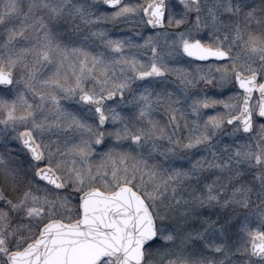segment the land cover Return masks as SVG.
Masks as SVG:
<instances>
[{
  "label": "rangeland",
  "instance_id": "1",
  "mask_svg": "<svg viewBox=\"0 0 264 264\" xmlns=\"http://www.w3.org/2000/svg\"><path fill=\"white\" fill-rule=\"evenodd\" d=\"M101 1L84 0L79 5L77 0H0V70L12 76L8 88L0 87V107L5 108L0 113V138L7 133L16 144L18 166L27 173L35 178V171L46 165L63 184V189L56 190L34 183L11 200L0 189L4 206L0 212V260L23 247L45 222L76 219L77 196L83 190L112 191L122 184L131 186L156 213L157 239L165 241L176 233L171 249L189 255L197 248L187 249L184 242L188 239L180 237L186 231L187 217L178 210L176 217L170 215V202L162 199L163 194L189 193L190 203L198 204L191 208L190 217L198 221V206L215 209L213 204L219 202L218 191H212L211 175L215 173L219 189L229 185L232 213H226L222 202L218 212H212L213 219L205 222L211 226L208 232L215 235L211 238H216L207 242L208 248L222 252L217 257L205 254L203 259L217 262L227 257L232 232L238 234L235 250L246 249L243 264H264V259L254 260L248 253L252 236L264 234V121L254 118L248 134H242L238 124L225 123L237 113L241 99L234 73L255 72L259 80L264 77V0H165L166 25L151 32L142 16L151 0H126L125 6L109 14L122 24L123 33L113 37H102L98 30L108 16L98 7H103ZM26 7H33L27 12L28 21L23 17ZM180 10L184 27L174 29L169 22ZM15 24L19 29L15 30ZM77 26L80 33L85 30L88 34L85 46L71 43L75 36L70 30L76 27L79 31ZM62 33L70 37L64 40ZM90 36L99 38L93 49L87 45ZM196 38L224 49L229 59L203 65L178 63L180 44ZM150 66H158L166 76L144 81L135 78ZM108 92L122 98L105 103L108 128L101 129L93 111L81 105L78 96L99 97ZM164 99L175 110L166 128L158 130L151 122L152 114ZM256 106L253 97V117ZM127 110L147 124L144 131L124 126L121 117ZM119 124L122 136L115 139ZM23 131H29L40 147L39 162L31 161L23 149ZM112 141L128 145H113ZM6 153L0 151V173L3 170L11 178L15 165ZM197 185L203 198L208 195L203 201L197 200ZM175 203L182 201L178 198ZM229 224L232 230H228ZM101 264L113 261L106 259Z\"/></svg>",
  "mask_w": 264,
  "mask_h": 264
},
{
  "label": "water",
  "instance_id": "2",
  "mask_svg": "<svg viewBox=\"0 0 264 264\" xmlns=\"http://www.w3.org/2000/svg\"><path fill=\"white\" fill-rule=\"evenodd\" d=\"M196 1V0H190ZM102 5L114 9L123 0H102ZM165 0H151L142 9L145 23L151 29L164 26ZM181 53L196 62L223 61L228 53L219 48L204 46L198 39L183 42ZM165 72L158 66L137 72V80L163 77ZM234 83L242 92L238 113L226 119V124L238 121L240 131L252 130L250 100L255 91L257 107L255 116L264 120V79L256 84L257 74L243 75L236 71ZM12 82L10 72L0 70V87L7 88ZM121 98V95H118ZM115 98L108 92L103 96L92 97L81 93L78 101L91 106L97 123L103 128L107 118L103 105ZM20 142L33 162L41 160V150L29 131L20 134ZM35 178L49 187L61 190L63 184L57 173L49 166H41L35 171ZM79 217L71 222L51 219L44 223L35 239L19 250L6 253V264H99L103 258L110 257L114 264H144L145 248L157 238V229L152 212L143 199L131 186L122 184L111 192L90 187L77 196ZM249 255L255 260L264 259V234L252 236Z\"/></svg>",
  "mask_w": 264,
  "mask_h": 264
},
{
  "label": "trees",
  "instance_id": "3",
  "mask_svg": "<svg viewBox=\"0 0 264 264\" xmlns=\"http://www.w3.org/2000/svg\"><path fill=\"white\" fill-rule=\"evenodd\" d=\"M79 5H82L84 2V0H77ZM126 0H124L125 2ZM124 2L122 5H124ZM38 4V3H36ZM121 5V6H122ZM125 6V5H124ZM50 7V6H49ZM98 7H100L102 9V11H104L105 13H107V19L102 20L99 24H98V30H102L103 32V36L102 37H113L114 35L117 34H122L123 31L120 30V27H122V24L120 23H116L113 20H111V15H114V12L117 11L119 9L115 8V9H108V8H104L98 5ZM33 9V7H31L30 9L28 7L24 8V14L23 17L25 16V20L28 21V14L27 12H31V10ZM111 14V15H109ZM175 18L179 21V25H182L185 21H184V14L182 13V11L180 10L178 13H175ZM113 21V22H112ZM79 22V19H78ZM16 23V21L14 22ZM170 24V22H169ZM15 27L17 30V28L19 29V26L15 24ZM78 28V26H77ZM10 29V28H9ZM78 30H70L71 34L73 36H75L74 38V42H71L73 44L76 45H84V42L86 43V39L88 34H86V31L83 30L81 33V29L78 28ZM6 29H3L1 31V34L4 35L6 34L7 31ZM105 31L107 32V35H105ZM10 32V30L8 31ZM147 32H151L149 30H147ZM83 35V36H82ZM1 37V36H0ZM62 37L64 38V40L68 39V37H70V35L66 33H62ZM90 38L92 39V41H90L87 45L89 46V48L93 49V46H95L96 44H98V40L99 38H94L93 36H90ZM97 41V42H96ZM65 42V41H64ZM85 46V45H84ZM178 63H184L185 60L180 58L177 60ZM211 64V63H210ZM115 66V64L113 65ZM166 76V75H165ZM161 80V79H160ZM1 89V88H0ZM3 90V89H1ZM170 90V89H169ZM167 97H173V95H167ZM166 98V97H165ZM115 100H120L117 97H115ZM162 100L160 101L162 103V105H159L160 107H158V110L156 112H154L152 115L153 119H152V123L155 125V127H157L158 130H161V128H166V124L168 122V118L171 117L172 114H174V110H175V105L172 106L171 103H168V100ZM10 103V102H9ZM160 103V104H161ZM173 104V102H172ZM9 105V104H8ZM172 106V107H171ZM162 107V108H161ZM5 109V108H4ZM4 109H2L0 107V113L3 114ZM126 112L125 114L122 115L121 119L124 123V126L127 124L129 128L133 129V130H140V131H144V129L147 127V124L144 123L142 120L137 118V115L134 113V111H129ZM3 117V116H2ZM108 128V124L105 125V127L103 129H107ZM120 124L118 125V128L115 129V132H118L119 136L115 137V139H120V137L122 136V131L123 129H121ZM1 134V133H0ZM107 143V141H106ZM113 145H125L124 142H120V143H114V141H112ZM106 145H109V143H107ZM8 151V153H6V157H12V161L13 164L15 165L13 167V176L11 178H7L5 176V172L3 170H1L0 173V189L3 191V193L5 194V196H8V198L14 197L15 194H21L22 192L28 191L29 187L32 186L34 183H40L42 185L45 186L44 183H42L41 181L36 180L30 173H27V170L24 169L21 166H18V160H17V151H16V144L9 140L7 137V133H2V137L0 138V151L1 154L4 153V151ZM23 150V149H22ZM5 156V155H4ZM5 157V158H6ZM28 161V160H27ZM230 177V176H229ZM211 180L213 181V187H212V191H218V203H215L213 205H215V209L214 208H206V209H202V208H198V221H192V218L190 217V210L194 205H198V204H194V203H190L189 201V193L187 194V192H184V195L181 196V194H179V192H176L175 194H168V193H164L163 194V200L165 201H169L170 203L168 204V212L171 214H175V217L177 215V213H175L177 210L178 211H184L183 215L187 217V221L185 224L186 227V231L183 230L180 233V237L183 236L182 239H188L187 242H184V244L186 245V248L188 249L190 246H195L198 250H197L189 255L184 254V252H182L181 254L177 251L175 252L174 249H171L172 243L176 241L175 239V235L176 233L173 234L172 237H170L168 240L162 241L160 239H156L155 241H153L152 243H150L146 248H145V263L144 264H243L244 260L243 258L247 257L246 256V249H242V250H235V245L238 244L237 241V237L238 234L236 233H232L228 235V249L230 250V253L227 257H225L222 261H210L205 257V254H209L210 257L219 255L222 251H219L217 253H215L213 250H211L210 248H208L207 246V242L210 239H216V238H211V236H215L213 232H208V229L211 228L210 224L207 225L205 222L207 221H211L213 219V214L212 212L216 211L218 212L217 208L219 206V203L225 202L226 206H227V210L226 213H232L231 208H232V204H231V196H230V190H229V185H226V187L219 189L216 184L217 182V177L216 174L214 173V175H211ZM227 179V178H226ZM228 184V182H227ZM47 186V185H46ZM200 186H196V192L197 189L199 190L197 192V200L200 199L201 201L205 200V198L208 197V195H203L201 194V190L199 188ZM173 188H169V190L171 191ZM167 191V190H166ZM220 191V194H219ZM169 192V191H167ZM174 192V191H173ZM200 192V193H199ZM179 195H178V194ZM217 193V192H216ZM180 198V201H182V204H176L175 201ZM163 200L161 202V206H160V210H165V208L163 207ZM200 201V203H201ZM226 201H230V204L226 203ZM195 208V206H194ZM4 209V206L0 203V212L1 210ZM214 209V210H213ZM154 217L156 215L155 212H152ZM155 213V214H154ZM76 215L78 216V211L76 212ZM76 216V217H77ZM190 224H188V222H190ZM214 221V220H213ZM221 221V220H220ZM156 224H159V222L157 221ZM215 225V223L213 224ZM227 226H231L228 227V230H232V226L231 224L227 225ZM37 230L36 232L30 237L28 238L27 241H30L32 239L35 238V236L37 235ZM208 232V233H207ZM230 233V232H229ZM190 234L192 235L190 237ZM220 240V239H218ZM234 242H233V241ZM178 241V240H177ZM180 242V241H179ZM235 246V247H234ZM234 247V248H233ZM186 251V250H185ZM217 257V256H216ZM105 261V260H104ZM0 264H5L4 260L1 259L0 260Z\"/></svg>",
  "mask_w": 264,
  "mask_h": 264
},
{
  "label": "flooded vegetation",
  "instance_id": "4",
  "mask_svg": "<svg viewBox=\"0 0 264 264\" xmlns=\"http://www.w3.org/2000/svg\"><path fill=\"white\" fill-rule=\"evenodd\" d=\"M183 1H185V2H189V3H195V2H197L198 0H196V1H190V0H183ZM143 16V15H142ZM144 19V18H143ZM184 21H185V18H184ZM145 22V21H144ZM179 21L175 18V16H174V19L173 20H171L170 21V25L172 26V27H174V29H177V28H183L184 27V25L182 24V25H179V23H178ZM146 24V23H145ZM165 25H166V4H165V13H164V26H163V28H160V29H151V28H149L148 26H147V24L145 25L146 26V28H147V30H149V31H158V30H161V29H164V27H165ZM196 39H198L204 46H206V47H210V48H219V47H213L212 46V44L211 45H209V44H205L204 43V41H203V39H201V38H196ZM196 39H193V40H191V41H194V40H196ZM191 41H188V42H191ZM186 42V41H185ZM182 44V43H181ZM181 44H180V46H181ZM219 49H222V48H219ZM179 50H180V47H179ZM222 50H224V49H222ZM225 51V50H224ZM226 52V51H225ZM180 53H181V50H180ZM227 53V52H226ZM181 55H182V59H184L185 60V62H187V61H189V63H194V64H197V65H203V64H212V63H221V62H224V61H227L228 59H229V56H228V59H226V60H223V61H209V62H205V63H201V62H196V61H193V60H191V59H189V58H187V57H185L182 53H181ZM229 55V54H228ZM151 67V66H150ZM148 69V68H147ZM146 69V70H147ZM164 71V70H163ZM165 72V71H164ZM252 73H255V72H252ZM252 73H249V74H252ZM249 74H243V75H249ZM255 74H257V73H255ZM165 75H166V73H165ZM165 75L163 76V77H151V78H148V79H159V78H164L165 77ZM257 76H258V74H257ZM148 79H146V80H148ZM264 79V77L262 78V79H260L259 80V76H258V78H257V81H256V84L257 85H259L260 84V82L262 81ZM142 81H144V80H142ZM233 81H234V78H233ZM234 86H235V88L237 89V87H236V85H235V83H234ZM238 90V89H237ZM240 93H241V97H242V92L240 91V90H238ZM90 95V94H89ZM119 95V94H118ZM118 95H116V97L118 98V99H121L122 98V95H121V98H119L118 97ZM253 97H255L256 98V100H257V97H256V93H255V91L253 92V95H252V98ZM252 98H251V100H252ZM115 99V98H114ZM114 99H112L111 101H113ZM251 100H250V102H251ZM108 102H110V101H108ZM107 103V102H106ZM81 105H83V106H85V107H87V108H90L92 111H93V113H94V110H93V108L91 107V106H88V105H84V104H81ZM105 105V104H104ZM104 105H103V107H104ZM250 105V104H249ZM250 110H251V108H250ZM237 113H238V111H237ZM237 113H235V114H233L232 116H234V115H236ZM251 113H252V111H251ZM95 114V113H94ZM106 116V115H105ZM231 117V116H230ZM229 118V117H228ZM254 118H256V120H258V121H264V120H261V119H259V118H257L256 116H255V114H254V117H253V114H252V130H253V120H254ZM225 123H226V120H225ZM232 124H238V126H239V123H238V121H234V122H232L231 124H227V125H232ZM259 124V123H258ZM126 126L128 127V125L126 124ZM129 128V127H128ZM133 130V129H132ZM239 130H240V126H239ZM252 130H251V132H252ZM139 132V131H138ZM241 132V131H240ZM251 132H249V133H251ZM242 133V132H241ZM243 134V133H242ZM245 134V133H244ZM248 134V133H247ZM125 143V145H128V143L127 142H124ZM40 148V147H39ZM42 155V154H41ZM42 157V156H41ZM107 259V258H106Z\"/></svg>",
  "mask_w": 264,
  "mask_h": 264
}]
</instances>
